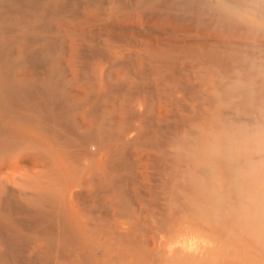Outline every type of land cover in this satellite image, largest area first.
I'll list each match as a JSON object with an SVG mask.
<instances>
[{
    "label": "bare ground",
    "instance_id": "1",
    "mask_svg": "<svg viewBox=\"0 0 264 264\" xmlns=\"http://www.w3.org/2000/svg\"><path fill=\"white\" fill-rule=\"evenodd\" d=\"M232 2L247 4L249 0H232ZM253 2H255V0H253ZM215 7L216 0H0V145L10 140L11 138L9 139V137L13 135L15 143L12 144L15 145H12L11 142L9 143L15 148L20 145L21 149L23 146H28V144L31 146L37 145L44 149H50L55 154L60 153L63 154V156H68L70 154V161L73 155L76 156L77 153L80 154L81 152L83 162L85 157H83L82 151L84 149L88 150V145H86L88 144V140L96 139L100 145L98 146L101 148L96 147L97 152L99 153L101 150L103 154L105 153L108 156L106 160L109 158L113 160L116 159L115 162L117 165L118 160L121 163L131 157L129 155H136V147L141 149V147L139 148L138 145L135 144L134 138V131L137 132L135 127L140 123L135 125L138 120H135V123L133 120L143 118L141 112L144 111V107L146 111L147 106H149V108H155L154 105L157 103L161 106V109L168 108L170 111L171 107L179 110L181 101H185V104H182V106L185 105L187 108V101H189V99L186 95L187 93H195L197 85L190 79L191 71L197 70L198 74L202 73V78L199 80L200 87L206 85L207 82L210 83L215 94V102L219 104H215L218 108V110L215 108V112L210 111V108L209 112L211 113H206L205 111L203 114H198V117L180 112L175 114L173 110L174 121L169 130L167 129L168 131H166V129H162L159 133L157 131V134L161 133L159 136L164 137L161 132L164 130L163 132L167 138L165 139L164 137L166 140V148L164 150L162 147L164 153L161 152L162 154L160 153L161 156L159 157V155L156 154H158L161 149L159 148L160 150H158L157 153V145V148L155 147L156 154L153 153V155L155 157L157 156L159 159L166 156L168 164L159 160V162H162V165L165 164L167 168H165L166 173L164 171L166 178H164L163 186H158L159 189L161 187V189H163H160V192H162L160 196L162 200H164L165 210L161 215L162 218L156 221L158 222L156 224L157 230H155L153 235L150 249H144L142 244L143 239L138 234L133 233L135 231L133 229L132 232L121 230V232H115V229L114 231L110 229V231L99 230L101 228L92 229V224L89 228H87L88 226L86 228H81L78 224L80 229L77 228V230H75L76 228H71L74 223L70 217L71 223H73V225H70L71 231H60V229L66 228V224L64 223V221L66 222V218H62L64 212L62 214V212L56 208H54L55 211L58 210L57 213L60 212L62 215L60 216L63 220L62 223L64 227L62 228V223L59 222L61 219L57 220L59 213L57 216L55 215L56 212H53L55 218L57 217L55 220L60 223L61 228L58 230L59 227L57 228L56 226V231L53 230L54 228H52L53 231L38 230L37 235H32L30 232L26 233L23 232V230L21 231L17 225L16 227L14 226V221L18 217V214L20 212H22L20 214H23L24 211L23 209H16L17 211L15 210L16 212L14 211L13 215L0 211V222H5L6 225L4 226H7L6 229L9 227L10 230H7V233L10 232L8 237L0 236V264H8L10 262H13V264H48V262H51V264H53L52 262H56L57 264H103L104 257L107 255L106 251L119 250L124 244H126V246L124 245L122 250L128 252L124 253L127 254L129 258L128 261L130 262L127 261V264H142L141 262L145 259V263L147 264L150 259L154 261L161 258L162 254L159 253L165 250L162 248L163 244L159 243L158 239L159 233H162V227L169 228L173 231L176 229L175 226L177 223L186 222L188 227H191L190 229L211 227L212 231L214 229L220 230L218 227L224 228L226 226V224H224L225 214H230L232 216L234 214L237 215L241 207V211H246L249 205H251L249 198L252 197V195L254 196V194L255 196L253 199L259 197L257 192L252 193V191L254 192L256 190L250 188L251 186L253 187L254 181L251 182L247 180L253 178L249 176L245 179V181L247 180L246 183L249 185V188H246L243 186L245 176L237 175L236 169L245 164V159L242 156H238L235 152L222 153L221 148L230 143L234 133L242 126H246L249 129L264 127V31L256 32L247 26L237 23L216 12L214 10ZM204 71L205 73H203ZM90 75H94L96 79L95 82L98 83L92 85L90 80L88 83H90L91 86H87V88L85 86L87 81L83 80V77H88ZM80 78H82L83 82L80 81ZM84 81L85 84L83 85L82 83H84ZM78 82H81L83 87H86L85 89L82 87L83 91L80 90V86L79 89L76 87ZM131 87L132 89L133 87H139V89H135L139 91L143 90V92L140 91L142 94L139 92V96L137 95L138 92L134 90L136 94L135 99L137 96L138 98L136 101L130 102V104L134 103L132 105L126 102V99L129 100L131 98V96H129L133 91ZM120 89L122 90L120 94L126 92V95L130 90L131 92H129L131 94H128L129 98L126 97V99H124L125 94L123 93L120 97L121 99L118 100L117 97L120 96L118 91H121ZM185 107H181L180 109H184ZM212 109H214L213 106ZM143 113L144 112H142V114ZM150 113L147 114V121L153 118L149 116L151 115ZM154 113L158 114L156 112ZM152 115L154 116V114ZM157 116L158 115H156L155 118H158ZM142 121H144V119ZM151 121L147 123L144 121V123L150 125ZM156 121L153 123H156ZM160 122L161 119L159 122L157 121L156 124ZM153 123H151V125ZM148 125L145 126L146 129H148ZM158 125V127L154 126L157 130L159 127L162 128L160 124ZM138 129L140 128L138 127ZM141 131L143 132V130H140V132ZM149 131L151 132V129H149ZM149 131L143 132L144 135ZM152 131L156 136V132L153 128ZM166 133H168V135H166ZM152 134L150 136L147 134L148 138L153 136L154 138L152 139H155L154 134ZM144 135L142 136L143 138ZM148 138L145 136L144 139L148 140ZM142 140L141 143L139 142L140 145L147 142V140H145V142H142ZM149 141H151L150 138ZM152 141L151 143H153ZM16 143L18 144L17 146ZM151 143L149 144L151 145ZM94 144L92 142V145ZM154 144L155 142L152 145ZM157 144H159V142ZM163 145L162 143L160 146ZM8 146L4 144L0 147H4V150ZM252 147H255V145L253 144ZM7 150L9 151L11 148ZM87 153L88 154L84 153V156H90L91 153ZM79 154L77 155L78 158ZM92 156L90 157L93 158ZM50 158L51 157H49V160ZM76 158L75 161H77V163L74 161L73 163L75 164L69 162L73 164L74 167L78 162L81 163V160L78 161ZM91 158L90 161H87L89 166L97 165V163L90 165ZM109 160L107 164L103 163L104 166H108ZM128 161L126 160V167L129 164ZM115 162H113V165H115ZM34 163L38 164L37 161ZM51 163L53 164V162ZM87 163H85V166L81 163V167L78 164V167H80L79 170L82 167L84 168L81 169V173L74 172L75 176H73L77 178L78 176H83L82 173L87 171V169H85V167H88ZM110 165L111 167H109L110 169L108 168L109 170L105 169L106 167L104 169L100 168V164L97 170L95 166L94 169L96 171H94L92 167L93 170L88 172L89 175L86 178L87 184L90 186V190H92L89 193L88 189V195H86L87 193L85 192L88 186L86 182V188L84 183L80 186L79 191H81L84 186L82 192H79V188L77 187V185H80L85 179L79 177L77 180L79 181V179H81V182L76 184V179L72 177L69 181L70 183L72 180V183L76 182L74 185H76L78 189H76L77 191H75L74 194H71L75 195L80 193L79 195H75L76 197L74 196L78 199L82 193L86 195L87 200L90 194L96 196L95 194L102 191L95 190L93 192V188L97 186L99 189L105 187L104 195L105 197L107 196V198H112L114 196V200L117 198V201L125 199V197H123L124 195L122 196L121 194L124 186L122 188L121 186L123 183L127 185L128 179H125L127 181L125 182L122 177L123 183H119L122 179L118 181V174L115 175V172H113V170H115L113 168L115 167L112 164ZM118 166L119 165H117V167ZM78 167H76V169ZM99 168L100 170H98ZM152 168L150 170H153ZM72 169L76 170L75 168ZM79 170H77V172ZM55 172H57V170ZM67 172L71 173L69 169ZM119 172L121 171L119 170ZM124 172L127 173L126 171ZM69 173H67L68 178L70 177ZM151 173L153 172L151 171ZM155 174L154 172V175ZM67 175L65 176L64 174L63 178H66ZM85 175L84 173V178ZM122 175L124 176L123 173ZM54 176L55 175H53L52 178L54 182L61 179V183H64L65 179L63 181L62 175L59 179L56 174L57 177H55V180ZM151 176L156 177L153 175ZM51 177L52 176L47 177V179L52 181ZM139 177L142 178L141 176ZM139 177L134 179L136 181L135 183H138L137 181L139 180L137 179H140ZM260 179L261 177H259L258 181ZM140 181L142 183V179ZM258 181L256 182L258 183ZM67 183L70 184L68 179ZM251 183L253 185H251ZM59 185H61L60 182ZM65 185L67 184L65 183L64 186ZM74 185L72 186L74 187ZM138 185L141 184L139 183ZM50 186L49 184V187ZM65 187L64 189H66ZM58 188L60 189L62 187ZM59 191L61 192V190H58V192ZM71 191L73 192V190ZM2 192H0V194ZM65 192L66 191H64V193ZM142 193L144 194V192ZM147 193L148 192L145 194ZM155 193H158V190ZM3 194L4 192L2 195ZM71 194H69V196ZM139 194L140 193H138V195ZM256 194L258 195L257 197ZM20 196L22 197H20L21 201L23 199V201L25 200L24 203H27L26 206L30 203V206L32 205L33 207L31 203L35 202L34 200H36L35 198L37 195L33 197L28 193H24L22 195L20 194ZM66 196L67 192L64 198ZM119 196H122L121 199H123H119ZM160 196L158 194L156 197L160 198ZM89 198L91 201H94V198L97 197H92L93 199L91 197ZM107 198H103L102 200H107ZM261 198L263 200H261ZM65 199L63 200V204L64 201L66 203ZM90 199L88 200L90 201ZM78 200H80V198ZM247 200L249 204H246ZM80 201L79 203L81 205L82 201H85V198L84 200L82 198ZM91 201L90 203H92ZM255 201H257V199L254 200V204ZM51 202L53 201L51 200ZM107 202L108 200L105 201V204L107 205L109 203L110 205L112 201ZM79 203L77 204L79 205ZM90 203L88 207H90V211L93 212L98 202L93 204ZM257 203L262 206H260L261 208L259 209L264 207L263 196L258 198ZM54 204L56 205V203ZM67 204H64L63 207L65 206L64 208H66L68 206ZM83 204L84 203H82V206H85L86 202L84 205ZM55 205L54 207H56L58 203L56 206ZM80 205L77 209H81V211L83 209H88L86 208L87 205L83 208H80ZM90 205L94 206L93 210H91L92 206ZM111 205L113 206V204ZM59 206L60 205H58V207ZM38 207L40 208L39 204ZM63 207L60 206L62 209ZM243 207L245 209H243ZM28 208L29 211L31 208ZM37 208L33 211L34 213L37 211L36 215L39 213L38 211L47 210V208H42L41 210H37ZM251 208L252 207H250V209ZM256 208L255 210H258L257 212L260 214L261 211H259L258 207ZM51 209L52 208L49 210ZM123 209L122 211H124ZM119 210H121V208ZM26 211L24 213H26ZM83 211L82 214L85 212ZM48 212L49 216L51 211ZM131 212L133 213V211ZM262 212L264 213V210H262ZM44 213L45 212H42V215ZM68 213H70V211ZM263 213L260 214L262 220L264 219ZM26 214L28 215V213ZM29 214L32 215L30 212ZM239 214L242 213L239 212ZM251 215L253 216L252 212ZM66 216L68 217L69 214ZM116 216L117 215H115V217ZM50 217H52V215ZM102 217L104 216L102 215ZM41 218L43 217L41 216ZM91 218H88V221L91 222ZM113 218L114 217L109 219L112 220ZM57 221H54L55 224ZM54 222H50L49 227L50 224ZM78 222L77 220V223ZM71 223H68L67 226ZM95 223H98V221ZM43 224L45 223L43 222ZM263 224L264 223L261 225ZM53 225L51 224L52 227ZM74 226L77 227L76 225ZM44 227L46 228V225ZM104 227L102 229H104ZM204 228L202 229L204 230ZM207 228L203 231L204 233H206ZM244 229L248 230L247 227ZM233 230L235 229L233 228ZM182 231L186 230L183 229ZM2 232L3 231H1V233ZM165 232L164 234L167 235ZM220 238L222 239V237ZM254 243H256V241ZM119 245L121 246L118 247V249L116 246ZM186 245L187 246L181 245L178 252L176 251L177 249L173 247L174 251L179 253V256L183 258V264H188L186 263L187 261L191 264L193 259L197 264L198 261H203V259L205 260V258H207L205 252V256H201V254H203L201 253L197 258H193L194 256L190 255L187 250L189 245ZM250 245L252 246L253 243ZM167 246L165 247L166 249ZM170 247L172 246H168V248ZM244 249H246V246ZM213 251L215 252L214 249ZM246 251L248 252L247 249ZM112 253L111 255H113ZM117 254H115V256ZM124 256L121 253L119 257H122L121 260H123L127 257ZM168 256H172V254ZM168 256H165V258H168ZM109 257L106 256V258ZM175 258V262L179 261V259L176 260ZM115 260L118 261V259ZM153 261H149L150 263L148 264H152L151 262ZM175 262H173V264H176ZM153 264H156V261L155 263L153 262Z\"/></svg>",
    "mask_w": 264,
    "mask_h": 264
},
{
    "label": "rangeland",
    "instance_id": "2",
    "mask_svg": "<svg viewBox=\"0 0 264 264\" xmlns=\"http://www.w3.org/2000/svg\"><path fill=\"white\" fill-rule=\"evenodd\" d=\"M203 73H205V71L203 72ZM206 73H207V71H206ZM68 78H70V77H68ZM84 79L83 80H85V81H87L86 82V84H89V85H86L85 84V81H84V83H82L83 85L85 84V86L87 87H90L91 85H90V83L92 82V85H94V83L96 84V83H98V82H95V78H94V75H90V76H88V77H83ZM202 78V73H197V70H193V71H191V74H190V79L194 82V84H197L198 85V89H197V85H196V88H195V93H187V95L186 96H188L187 98L189 99V101H187V108L185 107V105H183L182 106V104H185L184 102L185 101H181V103H180V108L182 107H185L184 109H180L179 108V110H177V108H171L170 107V111H169V109L167 108H162L161 109V106L159 105V104H155L154 106H155V108H149V106H147L146 107V111H145V107L144 106H142V107H144L143 109H144V111H142V112H144V113H146V114H142V112H141V116L143 117V118H139V119H134L133 120V122L135 121V120H138V122L136 121V123H135V125L137 124V123H140V124H138V125H136V127H135V129H137V132L136 131H134V138H135V144H137L138 145V147L140 148L141 147V149H138L137 147H136V149H137V154L135 155V154H131V155H129V156H131V157H129V158H127L126 160L128 161V166L126 167V165L125 164H127V162H126V160L125 161H122L121 163H120V161L118 160V162H117V165H119L118 167H117V165H116V162H115V160H113L112 158L109 160V159H107L106 160V158L108 157L105 153L103 154V152H101V148L99 147L100 145H99V142H98V140H96V139H91L92 140V142H93V144L94 145H92V142H91V140H88V144H86V145H90L89 146V148H88V146H87V149L88 150H86V149H84L82 152H83V157H85L86 158V160H85V158H84V161L82 162V154H81V152H80V154L79 153H77L76 154V156L79 154V158H78V156H77V158H76V156L75 155H73V157H71L72 159H71V161H70V154L67 156V155H64L63 156V154H55L54 152H52L50 149H47V148H43V147H41V146H37V145H29L28 144V146L26 145V146H23L22 147V149H21V145L20 146H17L18 144L16 143V146H17V148H15V147H13V146H11V144L12 143H15V138H14V136L12 135V137H9V139L11 140H8V141H6L4 144H7V146H8V143L9 142H11V144L9 143V146L7 147V148H5L4 150H3V148L4 147H0V192H4V194L2 195V193L0 194V196H2V197H0V211L1 212H4V213H10V214H14L13 212L16 210V209H18V210H20V209H23L22 211H23V214H20V213H22V212H20L19 214H18V217L15 219V224H14V226L16 227V225H17V227L22 231L23 230V232H26V233H29L30 232V234H32V235H37L38 234V230L39 231H42V230H51V231H53V230H55L56 229V226H57V228H58V230L61 228L60 227V223H62L63 222V220H62V218H66V222L64 221V223L66 224L65 225V229L63 228L64 227V225H63V223L61 224L62 225V228L63 229H60V231H69L71 228H76L75 230H77V228L78 229H80L79 228V226L81 227V228H83V227H87V228H89V226H91V224H92V229H99V228H101V229H99V230H104V231H114V229H115V232H121V231H133V230H135L133 233H135V234H138L142 239H143V241L145 242H143L142 241V239H141V241H142V244H143V247H144V249H146V248H148V249H150V247H151V244H152V241H153V235H154V233H155V230H157V226H156V224L158 223V222H156V221H159L161 218H162V214L164 213V210H165V203H164V200H162V198H161V196L160 195H162V192H160V189L162 188H158V186L160 187V186H163L162 184H163V182H164V178H166V175H165V173H166V170H165V168H166V166H165V164L167 163L168 164V162L166 161L167 159H166V156H164L163 158L165 159V161H164V159L162 160L161 158L159 159L157 156L155 157L154 155H153V153H155V147L157 148V145H158V148L156 149L157 150V153H158V150H160V152L158 153V154H156V155H159V157L161 156L160 155V153L161 152H163V149H162V147L164 148V150H165V148H166V146H165V144H166V140L165 139H167L166 137H165V134H164V130L163 131H161L162 133H163V135H164V137H165V139H164V137L163 136H159V135H161V133L160 134H157V131H158V133L160 132V130H162V129H166V131H168L169 130V128H170V126H172V124H173V121H174V114H173V112L176 114V113H178V112H180V113H183V114H188V115H191V116H193V117H198V114H203V113H205V111H206V113H208L209 112V109L211 108V110L210 111H212V112H215L216 111V109L218 110V108H217V105H219V104H217L216 102H215V94H214V92H213V88H212V85H210V83H208L207 82V84L206 85H204L203 87H200V85H199V80ZM83 80H82V78H80V81L81 82H83ZM91 80V81H90ZM90 81V83H88ZM81 82H78V84H77V88L79 89L80 87V90H82L83 91V89H82V87H83V85L81 84ZM80 86V87H79ZM86 87H83L84 89L86 88ZM87 87V88H88ZM135 88H138L139 89V87H133V89H132V87H131V90H133L131 93L128 91V93H127V95L125 94L126 92H123L124 94H125V97H124V99H126V97H128V94L130 93L131 95H129V96H131V98L128 100V99H126V102H129L128 104H130V102H134V101H136V99L138 98V96H139V92L140 91H142L143 92V90H138V89H135ZM121 90V89H120ZM122 90H123V88H122ZM122 90L121 91H118V93L120 94L121 92H122ZM134 90H136L137 92V98L135 99V91ZM142 92H140V94H142ZM122 93V94H123ZM122 94H120V96L119 97H117V99L119 100V99H121L120 97H121V95ZM214 96V97H213ZM132 97H133V101H132ZM190 97V98H189ZM129 98V97H128ZM214 98V99H213ZM111 99V98H110ZM109 99V100H110ZM112 100V99H111ZM213 100V101H212ZM110 102V101H109ZM183 102V103H182ZM132 104H134V103H132ZM132 104H130V105H132ZM215 104H217V105H215ZM146 106V105H145ZM212 106H213V108L214 109H212ZM141 107V108H142ZM219 107V106H218ZM216 108V109H215ZM150 109V110H149ZM226 109V108H225ZM142 110V109H141ZM174 110V111H173ZM176 110H177V112H176ZM208 110V111H207ZM215 110V111H214ZM147 111H149V112H147ZM150 111H151V113H150ZM153 111V112H152ZM173 111V112H172ZM154 112H156V113H158V114H155ZM151 114V115H149V116H152L153 118H150L151 120L153 119V120H157V119H161V122L160 123H158V124H160L161 126H162V128L161 127H159V129L157 130V128H155L156 126L158 127L159 125L158 124H156L157 123V121L159 122V120H155L156 121V123H153V122H155V121H151L150 119H149V117H148V121H147V114ZM164 115H162V114ZM169 113H170V115H169ZM209 113H211V112H209ZM152 114H154V116L152 115ZM156 115H158L157 117L158 118H155V116ZM169 115V116H168ZM168 116V117H167ZM172 116V117H171ZM145 117H146V119H145ZM170 117V118H169ZM144 119V121L147 123V122H149V121H151L150 122V125H148V124H146V123H144V121H142ZM164 119V120H163ZM171 119H173V120H171ZM142 121V122H141ZM142 123H144V124H142ZM151 123H153L152 125H153V127H152V125H151ZM165 123V124H164ZM169 123V124H168ZM142 124V125H141ZM142 126V128H141V126ZM146 125H148L147 126V128L148 129H146ZM151 126V127H150ZM155 126V127H154ZM138 127L140 128V129H138ZM152 128H153V130L156 132V136H158V137H156L155 136V134H154V132L152 131ZM161 128V129H160ZM149 129H151V132L149 131ZM156 129V130H155ZM168 129V130H167ZM140 130H143V132H147V130L149 131L148 133H146L145 135H144V133L141 131L140 132ZM138 133V134H137ZM154 134V136H155V139H152V138H154L153 136L152 137H149L150 138V140L154 143L155 142V144L154 145H152L153 143H151V141H149V138H148V135L150 136L151 134ZM142 134V135H141ZM148 134V135H147ZM152 134V135H153ZM144 135V138H145V136H146V138H148V140L147 139H144L142 136ZM166 135H168V133H166ZM137 136H138V138H137ZM162 137H163V139H162ZM13 138H14V141H13ZM141 138V139H140ZM144 141H143V140ZM158 139V140H157ZM138 141V143L140 142L141 143V140H142V142H145V140H147V142H145V144L144 143H142L141 145H140V143L138 144L137 143V141ZM140 140V141H139ZM94 141H96V142H94ZM159 142V144H157ZM91 143V144H90ZM148 143V144H147ZM149 143H151V145L149 144ZM162 143L164 144L163 146H160V145H162ZM4 144H2V145H4ZM97 144V145H96ZM2 145H0V146H2ZM12 145H15V144H12ZM24 145V144H23ZM92 145V146H91ZM96 145V146H95ZM99 145V146H98ZM11 146V147H10ZM38 148H37V147ZM95 146V147H94ZM143 146V147H142ZM150 146V147H149ZM165 146V147H164ZM6 147V146H5ZM19 147V148H18ZM37 149H36V148ZM41 147V148H40ZM91 147H92V149H91ZM96 147H99L98 149L100 150V152L98 153L97 152V149H96ZM154 148V150H153V148ZM9 148H11V150H7V149H9ZM84 148H86V147H84ZM152 148V149H151ZM160 148V149H159ZM13 149V150H12ZM18 149H20V150H18ZM42 149V150H41ZM44 149V150H43ZM87 152H89V153H91L90 154V156H92L93 158H91L90 156H88V155H86V156H84L85 154H88ZM93 152V153H92ZM138 152H140V153H138ZM143 152V153H142ZM85 153V154H84ZM149 153V154H148ZM164 153V152H163ZM97 154V155H96ZM101 154H103V155H101ZM162 154V153H161ZM51 157L50 158V160H49V157ZM98 155H100V156H98ZM42 156V157H41ZM72 156V155H71ZM132 156H134V157H132ZM152 156V157H151ZM154 156V157H153ZM163 156V155H162ZM67 157H68V159H67ZM76 159H78V161H80L81 160V163H83V166H85L86 164L85 163H87V161H90V158L92 159L91 160V162H92V164H91V162H90V165H94L93 163H97V165H94V166H89V164L87 163V165H88V167L86 168L85 167V169H87V171H84L83 173H82V175L84 176V173L87 175H85V178L83 177V176H78V178L80 177L81 179L83 178V179H85L82 183H80V185L78 184L79 182H81L80 180L81 179H79V181L77 180L78 178L77 177H74L75 176V173L74 172H76V173H81L82 172V170L81 169H83L84 167H82L80 170H79V168L82 166H80V164L81 163H79L78 162V164H79V166L80 167H78V164L74 167L73 166V164H75V163H77V161H75V158ZM104 157V158H103ZM141 157H143V158H141ZM150 157H151V159H150ZM133 160H132V159ZM156 158V159H155ZM67 159V160H66ZM98 159V160H97ZM105 159V160H104ZM150 159V160H149ZM154 159V160H153ZM158 159V160H157ZM108 160L110 161L109 162V164H108V166H104V164H107L108 163ZM130 160H131V162H130ZM149 160V161H148ZM156 160H157V163L155 164V162H156ZM159 160H161V161H163V163H165L164 165H162V162H159ZM35 161H37L38 162V164H35L34 162ZM73 161L75 162V163H73ZM99 163H98V162ZM133 161V162H132ZM134 161H136V162H134ZM44 162H45V164H44ZM51 162H53V164L51 163ZM69 162H72L73 164H70ZM101 162V163H100ZM112 162V163H111ZM113 162H115V165H113ZM154 162V163H153ZM39 163H40V167H39ZM70 165H69V164ZM104 163V164H103ZM119 163V164H118ZM131 163V164H130ZM134 165H133V164ZM50 164V165H49ZM52 164V165H51ZM101 164V167L100 168H105V169H107V170H109L110 168L109 167H111V165L110 164H112L115 168H113V169H115V170H113V172H115V175H117V177L119 178L118 179V181L120 180V179H122V177H123V179L125 180H127L128 179V184L127 185H125V183H123V179L122 180H120L119 181V183H123V185L121 186V188H122V190H123V192L125 193H123L121 190V194H122V196L123 197H125V199H121V197L122 196H119V199H121L122 201H117V198H116V200H114V196L111 198V197H108L107 198V196L105 197V191H104V188H101V189H99L97 186H95V187H97V188H93V192L96 190V191H100V190H102V191H100L99 193H100V195H99V193L98 194H95L96 196H92L91 194H90V196H88V199H90L89 197H97V198H94V201H91V199H90V201L92 202V203H90V201L88 200V204L90 203V204H93V203H97L98 205L97 206H95V204H94V206H95V209L93 208L94 206H92V205H90V206H92L91 208V210H93V212H91L90 211V207H88L89 205L87 204V200H86V195H88V189H89V193L92 191V190H90L91 188H90V186L87 184V177H88V172L90 171V170H93L94 168H95V166H96V170H97V167L99 166ZM45 165V166H44ZM48 165V166H47ZM71 165H72V167H71ZM123 165V166H122ZM131 165V166H130ZM136 165V166H135ZM55 168V171L57 170V172H55L54 171V168ZM70 168H69V167ZM104 166V167H103ZM126 168H125V167ZM132 166H133V170H132ZM154 166V167H153ZM158 167V169H157V167ZM162 166V167H161ZM76 167H78L77 169H76ZM90 167V168H89ZM92 167H93V169H92ZM153 167V168H152ZM161 167V168H160ZM46 168H48V169H46ZM51 168V169H50ZM72 168H75L76 170H74V169H72ZM100 168L98 169V170H100ZM109 168V169H108ZM122 168V169H121ZM136 168V169H135ZM153 169V170H150V169ZM154 168H155V170H154ZM163 168V169H162ZM50 169V170H49ZM68 169H69V171L72 173V175H71V173H69V172H67L68 171ZM72 169V170H71ZM103 169H101V170H103ZM112 169V168H111ZM125 169V170H124ZM167 169V168H166ZM46 170V171H45ZM67 170V171H66ZM77 170H79L78 172H77ZM95 169H94V171H96ZM119 170L121 171V172H119ZM126 171L127 173H129V174H127V173H125L124 171ZM48 171V172H47ZM81 171V172H80ZM150 171V172H149ZM151 171L153 172V173H151ZM161 171V172H160ZM163 171V172H162ZM164 171H165V173H164ZM55 172V173H54ZM69 173L70 175V179L68 178V175H67V173ZM111 172V171H110ZM149 172V173H148ZM154 172L156 173L155 175H154ZM52 175H51V174ZM58 173H60V174H58ZM112 173V172H111ZM122 173L124 174V176L122 175ZM132 173H133V175H132ZM161 173V174H160ZM47 174V175H46ZM56 174L58 175V177H59V179L61 178L60 176L62 175V178H63V175L65 174V176L67 175V179H68V182L70 183V181L69 180H71L72 179V177L74 178V179H76V182H74V183H72L73 182V180H72V182L70 183V184H68L67 183V179L64 177L63 178V181H64V179H65V181H64V183H61V179L60 180H58L59 182H60V184L61 185H59V182L56 180L55 182L53 181V175H55L54 176V180H55V177H57L56 176ZM121 174V175H120ZM158 174V175H157ZM74 175V176H73ZM77 175V174H76ZM81 175V174H80ZM151 175H153V176H156V177H152ZM161 175V176H160ZM164 177H163V176ZM45 176H46V178H45ZM50 176H52L51 177V179H52V181H50V179H47V177H50ZM139 176H141L142 178H140ZM151 176V177H150ZM121 177V178H120ZM135 177V178H134ZM140 178V179H137V180H139V181H137L138 183H135L136 181L134 180V179H136V178ZM162 177V178H161ZM247 177H249V176H245L244 177V181H245V179H247ZM251 177V176H250ZM131 178V179H130ZM144 178V179H143ZM158 178H159V181H158ZM162 179V182H161V179ZM253 179H247L248 181H251V182H253L254 183V185L251 183V185H253V187L251 186L250 188L252 189V188H254V190H256V191H252V193H255V192H257L258 193V195H259V197H262L263 196V198H264V178H262L261 177V179L258 181V179L259 178H257V177H252ZM49 180V181H46V180ZM56 179H58V178H56ZM142 179V183H141V180ZM125 180V182H127ZM155 182H154V181ZM157 180V181H156ZM246 180V181H247ZM62 181V182H63ZM130 181V182H129ZM132 181V182H131ZM246 181L245 182H243V186L244 187H246V188H249V185L246 183ZM256 181H258V183L256 182ZM58 184H57V183ZM85 182H86V184L88 185H86L87 186V188H86V186H85ZM256 182V183H255ZM54 183V184H53ZM67 184V185H65L64 186V184ZM78 184L77 185V187L79 188H77L76 187V185H74V184ZM83 183H84V186H85V188H86V195H84V194H82L81 193V196H79L78 197V199L80 198V200L83 198V200H84V198H85V201L83 202L82 201V203H84L85 204V202H86V204H85V206L87 205V207L86 208H88V209H83L82 211L84 212L83 214H82V211H81V209L79 210V209H77V208H79V205H80V203L79 202H81L80 200H78L77 198H75L76 196L75 195H79L80 193H77V194H75V195H72V194H74L75 193V191H77L76 189H78V191L80 190V186H82L83 185ZM141 184V185H138V184ZM146 183V184H145ZM157 183H158V185H157ZM44 184V185H43ZM48 184V185H47ZM49 184L51 185L50 187H49ZM62 184H63V186H62ZM74 185V187L72 186V185ZM156 184V185H155ZM250 184V183H249ZM258 184V185H257ZM53 185H54V187H53ZM71 185V187L68 189V187ZM129 185V186H128ZM137 185H138V188H137ZM84 186L82 187V190H83V188H84ZM144 186V187H143ZM153 186H156V187H153ZM259 186H260V188H259ZM57 187V188H56ZM58 187H62V188H58ZM64 187L66 188V189H64ZM89 187V188H88ZM148 187V188H147ZM258 187V188H257ZM6 188V189H5ZM51 188H53V189H51ZM73 188V189H72ZM140 188V189H139ZM64 189V190H63ZM125 189V190H124ZM139 189V190H138ZM154 189V190H153ZM58 190H61V192L59 193L58 192ZM70 190V191H69ZM71 190H73V192L71 191ZM82 190L81 191H79V192H82ZM85 190V189H84ZM131 190V191H130ZM140 190H142V191H140ZM157 190H158V193H155V192H157ZM161 190H163V189H161ZM260 190H262V191H260ZM64 191H66L67 192V196L65 197V198H67V199H65L64 198V195H65V193H64ZM138 191H140V192H138ZM152 191H154V192H152ZM63 192V193H62ZM68 192H70V193H68ZM138 192V193H140L139 195H138V193L136 194V193ZM142 192H144V194L142 193ZM146 192H148L147 194H148V196H147V194H145ZM24 193H28V194H30V195H32L33 197H36L35 195H37V197L35 198L36 200H34L35 202L34 203H31V204H33V207H32V205L30 206V203L27 205L28 207H30L31 209V211L29 210L28 211V207L26 206V204L27 203H24V201H23V199H22V201H21V196H20V194L22 195V194H24ZM36 193V194H35ZM53 193H54V195H53ZM58 193V194H57ZM72 193V194H71ZM101 193H103V194H101ZM134 193V194H133ZM142 193V194H141ZM9 194V195H8ZM62 194V195H61ZM69 194H71L70 196H69ZM133 194V195H132ZM136 194V195H135ZM153 196H152V195ZM157 194V195H156ZM158 194H159V196H160V198L159 197H156V196H158ZM8 195V196H7ZM53 195V196H52ZM82 195H83V197H82ZM99 195V196H98ZM126 195V196H125ZM142 195H144V196H142ZM146 195V196H145ZM252 195V194H251ZM257 194H256V197L258 196ZM40 196V197H39ZM75 196V197H74ZM139 196V197H138ZM152 196V197H151ZM254 196H255V194H254ZM254 196L252 195V197H250L249 198V202L251 203V205H249V208H247L246 209V211H241L242 210V207L241 208H239L240 210H238V212H237V215L236 214H234L233 216L232 215H228V214H225V216H224V219H225V223L224 224H226V226L224 227V228H222V227H218V228H220V230L218 229V230H211V227H201V229L200 228H196V229H194V228H192V229H190L191 227H188V225L186 224V222L185 223H177L176 224V226H175V228L176 229H174L173 231L171 230V229H169V228H164V227H162L161 228V230H162V233H159L158 235H159V237H158V239H159V243H161V244H163L162 245V248H164L165 250L162 252V253H159V254H162L161 255V258H159V259H156V260H149V261H153L154 263H155V261H156V264H173V262H175V260H174V258L177 260V259H179V261H177V262H175L176 264H183V262H184V260H183V258H181L180 256H179V253H177L178 252V250H179V248H181L180 246L181 245H183V246H187L186 244H188L189 246H188V251H189V253H190V255H192V256H194L193 258H197L198 256H200L199 254H201V253H203V254H201V256H205V254H206V256H207V258H205V260L203 259V261H204V264H262V263H264V227H263V225H261L262 223H264V219L262 220L261 218V216H260V214L261 213H263L262 212V210H264L263 208L262 209H259V208H261L262 206L261 205H259L258 203H257V201H258V198H256L257 199V201H255V204H254V200H256V199H253L254 198ZM21 197V198H20ZM62 197V198H61ZM71 198V199H70ZM99 198V199H98ZM103 198H107V200H108V202H110V201H112L111 202V204H113V206L110 204L109 205V203L106 205L105 204V201H107L106 199L105 200H102ZM132 198V199H131ZM66 200V203H65V201H64V204H67L68 206L66 207V208H64L63 207V200ZM70 199V200H69ZM77 199V200H76ZM93 199V198H92ZM97 199H98V201H97ZM112 199V200H111ZM131 199V200H130ZM253 199V200H252ZM3 200V201H2ZM51 200L53 201V202H51ZM55 200V201H54ZM160 200V201H159ZM251 200H252V202H251ZM261 200H263L262 198H261ZM8 201V202H7ZM37 201V202H36ZM76 201V202H75ZM78 201V202H77ZM95 201H97V202H95ZM99 201H101V202H99ZM103 201V202H102ZM114 201V202H113ZM3 202V203H2ZM43 202V203H42ZM122 202V203H121ZM249 202H248V200H247V203L246 204H249ZM5 203H7V204H5ZM35 203H37V204H35ZM47 203V204H46ZM50 203V204H49ZM54 203H56V205H57V203H58V205H60V206H62L63 207V209H64V211H63V209L62 208H60V206L58 207V205L56 206ZM77 203H79V205L77 204ZM82 203H81V205H80V208L82 207H85V206H82ZM104 203V204H103ZM115 203V204H114ZM117 203V204H116ZM121 203V204H120ZM146 203H147V206H146ZM149 203V204H148ZM2 204V205H1ZM38 204H39V206H40V208L38 207ZM83 204V205H84ZM255 206H254V205ZM47 205V206H46ZM54 205L56 206V207H54ZM102 205V206H101ZM108 205H109V207H108ZM253 205V206H252ZM2 206V207H1ZM28 208H26V207ZM51 206V207H50ZM53 206V207H52ZM76 206H78V207H76ZM103 206H104V208H103ZM110 206H112V207H110ZM120 206V207H119ZM124 206H125V208H124ZM232 206V205H231ZM246 206V205H245ZM261 206V207H260ZM38 207V208H37ZM116 207H118V208H116ZM159 207V208H158ZM250 207H252L251 209H250ZM256 207H258V209H259V211H261V213L259 214V212H257L258 210H255V209H257ZM34 208V209H33ZM36 208H37V210L38 209H42V208H47V210L48 211H51L50 212V215L48 216V211L47 210H45V211H38L39 213H41V214H39V215H41L43 218H41V216H39L38 214V216L36 215V213H37V211L34 213L33 211L34 210H36ZM50 208H52L51 210H49ZM54 208H56V209H59L60 210V212H62V214H63V212H64V214H65V216H64V214H63V217L61 218V213L60 212H58L57 213V211L58 210H56L55 211V209ZM113 208V209H112ZM121 208V210H119ZM124 208V209H123ZM28 211H26V210ZM62 209V210H61ZM98 209V210H97ZM122 209L124 210V211H122ZM243 209H245L244 207H243ZM44 210V209H43ZM66 210V211H65ZM112 211V213H111V211ZM120 212H119V211ZM256 212H255V211ZM17 211V210H16ZM15 211V212H16ZM26 211V213H28V215L26 214V213H24ZM46 211H47V213H46ZM70 211V213H68ZM79 211H81V212H79ZM88 211H90V212H88ZM97 211V212H96ZM104 211H106V212H104ZM130 211V212H129ZM131 211H133V213L131 212ZM29 212L33 215H30L29 214ZM42 212H45L46 213V215H45V213L42 215ZM55 213V215H61L60 217L58 216V219L57 220H59V219H61L59 222L57 221V220H55L56 218H55V215H54V213ZM109 212V213H108ZM135 212V213H134ZM239 212L240 213H242V214H239ZM251 212H252V214H253V216L251 215ZM52 213V214H51ZM87 213V214H86ZM89 213V214H88ZM111 213V214H110ZM122 213V214H121ZM123 213H124V216H125V218H124V216H123ZM160 214V215H158V214ZM258 213V214H257ZM36 215V217H35V215ZM69 214V218L66 216V215H68ZM93 216H92V215ZM104 216V217H102V215ZM246 214V215H245ZM256 214V215H255ZM264 214V213H263ZM20 215V216H19ZM52 215V217H50ZM53 215H54V218H53ZM73 215V216H72ZM84 215V216H83ZM87 217H86V216ZM91 215V216H90ZM97 217H96V216ZM112 217H114L113 219L115 220V222H114V220L112 221L111 219H109V218H112ZM115 215H119L118 216V218L116 219V217H115ZM121 215V216H120ZM129 215H131V216H129ZM242 215V216H241ZM243 215H244V217H243ZM30 216V217H29ZM79 216V217H78ZM89 216V217H88ZM102 218H101V217ZM229 216V217H228ZM231 216V217H230ZM263 216V215H262ZM48 217V218H47ZM50 217V218H49ZM70 217L72 218V220H73V223H74V225H76L77 227H75L74 225H73V223H71L72 221L70 220ZM74 217H75V219H77L79 222L77 223V220H75L74 219ZM92 217V218H91ZM100 219H99V218ZM136 217V218H135ZM249 217H250V219H249ZM255 217V218H254ZM47 218V219H46ZM68 218V219H67ZM88 218H91L90 220H91V222L90 221H88ZM99 219V220H97V219ZM120 218V219H119ZM123 218H124V220H123ZM132 218V219H131ZM243 218H244V220H243ZM49 219H50V221H49ZM52 219H54V220H52ZM92 219H93V222H92ZM96 219V220H95ZM136 219V220H135ZM21 220V221H20ZM48 220V221H47ZM120 220V221H119ZM139 222H138V221ZM243 220V221H242ZM45 223V224H43V222ZM54 221H57L56 222V224H55V222ZM70 221V222H69ZM83 221V222H82ZM98 221V223H95V222H97ZM250 221V222H249ZM20 222V223H19ZM32 222V223H31ZM50 222H54V223H51L52 225L53 224H55V225H53V227L51 226V224H50V227H49V223ZM103 222V223H102ZM124 222V223H123ZM228 224H227V223ZM241 222H243V223H241ZM262 222V223H261ZM3 223H5V222H3L2 221V223L0 222V236H2V237H8V234L10 233H7V230H9V227L6 229V227L4 226V225H6V223L5 224H3ZM40 223V224H39ZM46 223H48V224H46ZM59 224V226H58V224ZM68 223H71V224H69V226H67L68 225ZM81 223V224H80ZM105 223V224H104ZM114 223H115V225H114ZM138 223V224H137ZM235 223V224H234ZM43 224V225H42ZM78 224H79V226H78ZM97 224V225H96ZM104 225V226H107V227H104V226H101V225ZM124 224V225H123ZM141 224V225H140ZM23 225V226H22ZM46 225V228L44 227ZM70 225H73L71 228H70ZM110 225V226H109ZM229 225V226H228ZM237 225V226H236ZM36 226V227H35ZM94 226V227H93ZM101 226V227H100ZM116 226V227H115ZM5 227V228H4ZM40 227V228H39ZM68 227V228H67ZM104 227V229H102ZM113 227V228H112ZM187 227V228H186ZM235 229V230H233V228ZM247 227V229L248 230H246V229H244V228H246ZM25 228V229H24ZM37 228V229H36ZM45 228V229H44ZM52 228H54L53 230H52ZM117 228V229H116ZM131 228V229H130ZM139 228V229H138ZM202 228H204V230L202 229ZM206 228H207V231H206V233H204L203 231H205L206 230ZM209 228H210V230H209ZM229 228V229H228ZM239 228V229H238ZM35 229V230H34ZM110 229V230H109ZM133 229V230H132ZM141 229V230H140ZM143 229V230H142ZM147 229V230H146ZM164 229V230H163ZM186 230V231H182V230ZM198 229V230H197ZM213 229V228H212ZM237 229V230H236ZM30 230V231H29ZM73 230V229H72ZM121 230V231H120ZM138 230H139V233L141 234H139L138 233ZM145 230V231H144ZM165 230H166V232H165ZM189 230V231H188ZM240 230H241V232H240ZM244 230H245V232H244ZM1 231H3L2 233H1ZM10 231V230H9ZM56 231V230H55ZM71 231V230H70ZM171 231V232H170ZM201 233H200V232ZM230 231V232H229ZM243 231V232H242ZM164 232L165 233H167V235L166 234H164ZM180 232V233H179ZM185 232V233H184ZM191 232V233H190ZM225 232V233H224ZM4 233H5V235H4ZM208 233H210V234H208ZM219 233V234H218ZM222 233V234H221ZM143 234V235H142ZM217 234V235H216ZM221 234V235H220ZM187 235V236H186ZM190 235V236H189ZM192 236V237H191ZM241 236V237H240ZM161 237V238H160ZM188 237H190V238H188ZM220 237H222V239L220 238ZM259 237V238H258ZM219 238H220V240H219ZM192 240V242H191V240ZM217 239H218V241H217ZM250 239V240H249ZM261 239V240H260ZM254 240V241H253ZM162 241V242H161ZM216 241H217V243H216ZM256 241V243H254ZM172 244H171V243ZM185 244H183V243ZM177 243V244H176ZM194 245H193V244ZM216 243V244H215ZM252 244L253 243V245L251 246L250 244ZM167 244H168V246H172V247H170V248H168V246H167ZM171 244V245H170ZM125 246H126V244H124ZM123 245V246H124ZM255 245V246H254ZM121 245H119V246H116L117 248L118 247H120ZM123 246L122 247H120V249L119 250H117V249H115V250H109V251H106V256L107 257H109L110 255H111V253L113 254V255H111L109 258H106V256L104 257V262H103V264H125V260H126V264H127V261L129 260V258H128V256H127V254H125V253H128L127 251H123L122 249H123ZM167 246V249L165 248ZM207 247V250H206V247ZM219 246V247H218ZM246 246V249L248 250V252L246 251V249H244V247ZM142 247V248H143ZM173 247L174 248H176L177 250V252H175L174 251V249H173ZM192 247H193V249H192ZM210 247V248H209ZM214 247V248H213ZM217 247V248H216ZM223 247V248H222ZM110 248V247H109ZM108 248V249H109ZM125 248V247H124ZM187 248V247H186ZM211 249V250H210ZM213 249L215 250V252L213 251ZM256 251H255V250ZM260 250H261V252H260ZM120 251V252H119ZM121 251H123V252H121ZM173 251V252H172ZM212 251V252H211ZM222 251V252H221ZM109 252V253H108ZM125 252V253H124ZM171 252V253H170ZM192 252V253H191ZM196 254H195V253ZM199 252V253H198ZM204 252H205V254H204ZM118 253V254H117ZM123 254V256H124V254H125V256L124 257H126V259L124 258L123 260H121V258L122 257H119L120 256V254ZM221 253V254H220ZM257 253H258V255H257ZM105 254V253H104ZM109 254V255H108ZM115 254H117L116 256H115ZM169 254H172V256H168ZM211 254V255H210ZM218 254V255H217ZM230 254V255H229ZM235 254V255H234ZM240 254V255H239ZM261 254V255H260ZM176 255V256H175ZM249 255V256H248ZM256 256V258H255V256ZM112 256H113V258H112ZM165 256H168V258L166 257L165 258ZM254 256V257H253ZM117 257H119V258H117ZM160 257V256H159ZM211 257V258H210ZM218 257V258H217ZM221 257V258H220ZM223 257V258H222ZM232 257V258H231ZM234 257H235V259H234ZM244 257V258H243ZM112 258V259H111ZM239 258V259H238ZM261 258H262V260H261ZM114 259V260H113ZM115 259H118V261L117 260H115ZM200 259V258H199ZM107 260V261H106ZM111 262H110V261ZM113 260V261H112ZM122 262H121V261ZM159 260V261H158ZM166 260V261H165ZM172 260V261H171ZM239 260V261H238ZM124 261V262H123ZM145 261H146V259L145 260H143L141 263L142 264H146L145 263ZM147 262V264L148 263H150V262ZM187 261V260H186ZM193 261H195L194 259H193ZM192 261V262H193ZM202 261V260H201ZM201 261H198V263L197 264H203V261H202V263H201ZM219 263H218V262ZM227 261V262H226ZM261 261H263V262H261ZM119 262V263H118ZM129 262V261H128ZM153 262H151L152 264H153ZM158 262V263H157ZM160 262V263H159ZM191 262V261H190ZM191 262V264H196V261L195 262H193L192 263ZM200 262V263H199ZM217 262V263H216ZM53 264H57L56 262L54 263V262H52ZM130 263V262H129ZM186 263H188L189 264V262L187 261ZM8 264H13V262H10V263H8ZM48 264H51V262H48ZM185 264V263H184Z\"/></svg>",
    "mask_w": 264,
    "mask_h": 264
},
{
    "label": "clouds",
    "instance_id": "3",
    "mask_svg": "<svg viewBox=\"0 0 264 264\" xmlns=\"http://www.w3.org/2000/svg\"><path fill=\"white\" fill-rule=\"evenodd\" d=\"M214 10L256 32L264 31V0H249L247 4L216 0ZM221 152H235L245 159V164L236 169L237 175L264 177V127L249 129L242 126L230 143L222 146Z\"/></svg>",
    "mask_w": 264,
    "mask_h": 264
}]
</instances>
